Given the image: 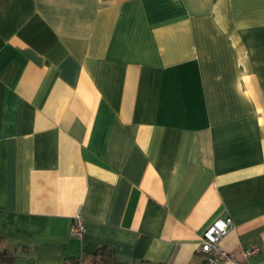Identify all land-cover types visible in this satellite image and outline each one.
Returning <instances> with one entry per match:
<instances>
[{"label":"crops","instance_id":"0c3cea01","mask_svg":"<svg viewBox=\"0 0 264 264\" xmlns=\"http://www.w3.org/2000/svg\"><path fill=\"white\" fill-rule=\"evenodd\" d=\"M219 216L264 264V0H0V248L201 264Z\"/></svg>","mask_w":264,"mask_h":264},{"label":"built area","instance_id":"2783aa9c","mask_svg":"<svg viewBox=\"0 0 264 264\" xmlns=\"http://www.w3.org/2000/svg\"><path fill=\"white\" fill-rule=\"evenodd\" d=\"M232 218L230 216L216 217L202 230L200 240L197 245V253L202 256L201 264H251L247 256L254 254L257 248H243L244 258H237L232 252L227 251L219 244L220 238L225 235L232 227ZM86 225L79 214H76L70 224V233L72 236L80 238L85 232Z\"/></svg>","mask_w":264,"mask_h":264},{"label":"trees","instance_id":"16d2710c","mask_svg":"<svg viewBox=\"0 0 264 264\" xmlns=\"http://www.w3.org/2000/svg\"><path fill=\"white\" fill-rule=\"evenodd\" d=\"M6 250V249H4ZM4 264H15V257L11 255H1ZM67 264H129L120 260L116 253L105 245H101L91 254L83 256V258L69 259Z\"/></svg>","mask_w":264,"mask_h":264},{"label":"flooded vegetation","instance_id":"af4514ba","mask_svg":"<svg viewBox=\"0 0 264 264\" xmlns=\"http://www.w3.org/2000/svg\"><path fill=\"white\" fill-rule=\"evenodd\" d=\"M2 249V248H1ZM4 252L0 253V256L1 255H8L5 253L6 250L2 249ZM0 264H4V262L1 260V257H0Z\"/></svg>","mask_w":264,"mask_h":264},{"label":"water","instance_id":"95a60500","mask_svg":"<svg viewBox=\"0 0 264 264\" xmlns=\"http://www.w3.org/2000/svg\"><path fill=\"white\" fill-rule=\"evenodd\" d=\"M4 252L1 248H0V253ZM6 254L11 255L13 252L11 250H6L5 251Z\"/></svg>","mask_w":264,"mask_h":264},{"label":"rangeland","instance_id":"374dc122","mask_svg":"<svg viewBox=\"0 0 264 264\" xmlns=\"http://www.w3.org/2000/svg\"><path fill=\"white\" fill-rule=\"evenodd\" d=\"M15 264H23V263H22V260L17 259V260H15Z\"/></svg>","mask_w":264,"mask_h":264}]
</instances>
